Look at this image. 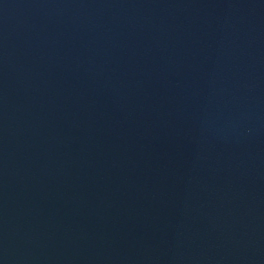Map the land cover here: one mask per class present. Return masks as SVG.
Returning a JSON list of instances; mask_svg holds the SVG:
<instances>
[{"label":"water","instance_id":"water-1","mask_svg":"<svg viewBox=\"0 0 264 264\" xmlns=\"http://www.w3.org/2000/svg\"><path fill=\"white\" fill-rule=\"evenodd\" d=\"M0 264H264V0H0Z\"/></svg>","mask_w":264,"mask_h":264}]
</instances>
